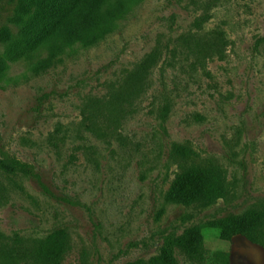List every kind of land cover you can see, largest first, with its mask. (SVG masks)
<instances>
[{
    "label": "rangeland",
    "instance_id": "374dc122",
    "mask_svg": "<svg viewBox=\"0 0 264 264\" xmlns=\"http://www.w3.org/2000/svg\"><path fill=\"white\" fill-rule=\"evenodd\" d=\"M123 1L96 39L57 32L24 53L19 0H0V158L34 171L0 170V264H32L60 232L61 264H129L191 225L204 257L175 247V264H264L263 247L210 225L264 203V0ZM185 141L228 185L207 208L165 200Z\"/></svg>",
    "mask_w": 264,
    "mask_h": 264
},
{
    "label": "trees",
    "instance_id": "16d2710c",
    "mask_svg": "<svg viewBox=\"0 0 264 264\" xmlns=\"http://www.w3.org/2000/svg\"><path fill=\"white\" fill-rule=\"evenodd\" d=\"M123 0H19L14 22L23 27L26 44L24 53L39 42L54 38L57 32L70 37L72 43L84 38L105 34L113 28V21L127 12L122 9ZM64 46L60 45V49ZM46 49L52 51L51 46ZM156 51L145 55L136 68V79L143 85L148 70L158 58ZM47 58L44 63L50 61ZM61 129H57V132ZM171 153L181 162L173 182L165 194L169 203L192 208H207L228 194V185L223 175L212 164L198 161L197 153L187 141L172 143ZM0 170L12 175L33 174L30 165L18 160L0 158ZM211 226L219 229V237L228 240L242 234L248 241L264 248V203L249 209L243 216L233 219H216ZM179 247L190 259H203L200 228L188 226L180 235L164 238L159 252L148 259H136L129 264H175L174 248ZM69 248L66 233H54L38 241L28 249L27 256L32 264H61Z\"/></svg>",
    "mask_w": 264,
    "mask_h": 264
}]
</instances>
